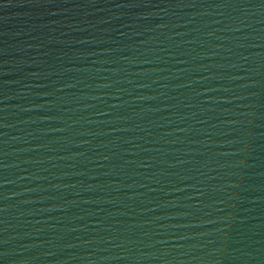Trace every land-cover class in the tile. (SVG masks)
I'll return each instance as SVG.
<instances>
[{
  "label": "water",
  "instance_id": "95a60500",
  "mask_svg": "<svg viewBox=\"0 0 264 264\" xmlns=\"http://www.w3.org/2000/svg\"><path fill=\"white\" fill-rule=\"evenodd\" d=\"M0 264H264V0H0Z\"/></svg>",
  "mask_w": 264,
  "mask_h": 264
}]
</instances>
